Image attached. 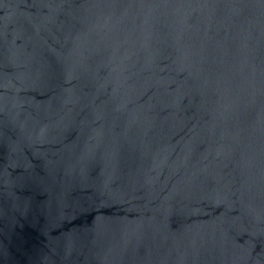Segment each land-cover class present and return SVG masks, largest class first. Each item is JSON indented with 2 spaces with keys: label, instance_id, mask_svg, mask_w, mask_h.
<instances>
[{
  "label": "water",
  "instance_id": "water-1",
  "mask_svg": "<svg viewBox=\"0 0 264 264\" xmlns=\"http://www.w3.org/2000/svg\"><path fill=\"white\" fill-rule=\"evenodd\" d=\"M0 264H264V0H0Z\"/></svg>",
  "mask_w": 264,
  "mask_h": 264
}]
</instances>
